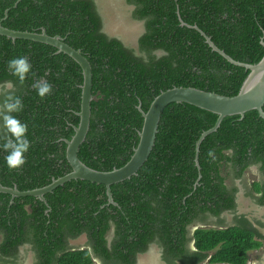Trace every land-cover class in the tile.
<instances>
[{
  "label": "trees",
  "instance_id": "obj_1",
  "mask_svg": "<svg viewBox=\"0 0 264 264\" xmlns=\"http://www.w3.org/2000/svg\"><path fill=\"white\" fill-rule=\"evenodd\" d=\"M119 3L105 11L104 0H0L3 27L32 33L44 29L81 50L89 61L93 100L78 158L98 171L121 168L130 160L143 124L138 106L147 112L162 91L192 87L227 97L239 92L249 70L212 51L200 32L189 26H197L235 61L254 65L264 56V0ZM127 7L133 8L129 16L123 15ZM115 11L117 18L126 20L123 25L127 17L143 23V31L133 40L136 45L111 31L113 20L119 21ZM56 52L43 43L0 35V91L6 93L2 86L8 81L15 85L13 94L24 108L13 115L28 125L31 143L26 163L17 170H9L4 159L8 153L0 148L4 187L38 189L71 172L65 140L72 138L79 123L83 78L73 59ZM21 56L32 65L23 86L7 68V61ZM41 78L52 85V93L42 99L32 87ZM3 100L0 94V103ZM217 118L190 104L166 106L147 161L135 176L111 186L118 206L106 205L104 185L84 180L69 181L47 193L45 202L0 193V264H16L19 248L26 244L44 264H93L86 251L61 254L65 238L83 231L103 264H136L153 242L162 249L164 264H203L208 257V264H247L248 252L264 245L260 230L264 223L236 214L238 188H229L225 180L228 175L241 179L257 166L261 177L246 195L264 207V120L256 110L243 118L225 117L201 142L198 168L196 143ZM4 135L0 126V137ZM226 211L234 213L232 225L195 230L191 251L189 225L209 216L225 225L221 214ZM111 227L114 236L108 247L105 237Z\"/></svg>",
  "mask_w": 264,
  "mask_h": 264
},
{
  "label": "water",
  "instance_id": "obj_2",
  "mask_svg": "<svg viewBox=\"0 0 264 264\" xmlns=\"http://www.w3.org/2000/svg\"><path fill=\"white\" fill-rule=\"evenodd\" d=\"M181 25H186L180 20ZM197 31L205 38L206 43L212 51L221 55L229 63L243 67L249 70V74L243 82L237 95L227 97L212 92L203 91L192 87H173L166 91H162L157 95L149 106L147 112H143L141 106L138 110L143 117L142 129L139 133V142L134 149L130 160L121 168L111 171H98L86 166L78 158L80 146L85 141L89 130L91 117V102L92 96V68L89 61L82 54L81 50H76L64 42V39L58 35L49 36L43 29L40 33L21 32L5 28L0 23V35L15 41L16 39L29 40L33 42L43 43L56 48L58 54H65L73 59L81 68L83 82L81 85V102L80 111L78 113L79 123L74 127V135L70 140H65L66 159L71 167V172L53 180L49 185L33 189L29 191H19L16 187L8 188L0 184V193L9 194L11 198L15 197H36L45 202L44 195L52 192L56 188L64 185L72 180H84L95 184L105 186L108 204L116 206L111 192V186L135 176L138 170L147 161L156 140L158 125L161 114L166 106L172 103L190 104L200 109L212 112L218 116L215 125L203 132L196 143L195 163L198 164V151L201 142L206 136L215 132L221 121L228 116L239 115L244 117L246 112L256 110L259 117L264 120V56L254 65L245 64L235 61L228 56L224 51L220 50L197 26H189ZM264 46V42H262ZM200 178V177H199Z\"/></svg>",
  "mask_w": 264,
  "mask_h": 264
},
{
  "label": "clouds",
  "instance_id": "obj_3",
  "mask_svg": "<svg viewBox=\"0 0 264 264\" xmlns=\"http://www.w3.org/2000/svg\"><path fill=\"white\" fill-rule=\"evenodd\" d=\"M7 68L13 76L18 78L19 84L23 86L32 65L26 56H21L7 61ZM2 87L7 91L6 93L0 91V94L4 95V100L0 103V122H2L0 126L6 130V135L0 137L3 140L0 148L8 153L4 159L9 170H17L26 163L25 153L28 152L31 146L26 137L28 125L22 123L13 115V113H20L24 108L22 99L13 94L15 85L8 81ZM32 87L41 99L52 93V85L43 78L36 80ZM208 155L211 156L213 153L210 151ZM257 195L259 196L261 193H257ZM161 264H163L162 261Z\"/></svg>",
  "mask_w": 264,
  "mask_h": 264
},
{
  "label": "flooded vegetation",
  "instance_id": "obj_4",
  "mask_svg": "<svg viewBox=\"0 0 264 264\" xmlns=\"http://www.w3.org/2000/svg\"><path fill=\"white\" fill-rule=\"evenodd\" d=\"M139 30H140V28H138V30H136V29L135 30H132L134 32L128 31L129 32L128 33L127 32V29H126L125 30V34H122L123 33L122 31H115V30H113L114 31L113 33L119 34V36H121V37H122V35H125L126 38L125 37H122V38L125 39V40H128L126 42L129 43V39L127 38V34H130V36H132V37H136V34H138V36L141 34V32L139 33ZM130 42H133L134 43V41H130ZM158 54L160 55L161 53L159 52ZM256 168L258 170V176L259 177L257 179H255V180H253L251 183H248V181L246 179V173L248 171H250V168H249L248 171L245 172L243 178H241V179L234 180L230 175H228V177L225 180V184L229 188H231V187H233V186H235L237 184L236 182H239L244 187L245 193H247V190L248 191L251 190L252 184L255 181H258L260 179V177H261V174H260L259 169H258L257 166H256ZM237 188H238V191H237V193L235 195V203H236V205L238 203V194H239L238 193L239 192V187L237 186ZM106 205H108V201H107V204ZM109 205H112V204H109ZM116 206H118V205H116ZM236 214L237 215H241L242 214V213H240V210L237 209V207H236ZM244 215H246V214H244ZM233 216H234V213L233 212H230V211H226V212H223L221 214V217L225 219V222H226L225 225H222V224L219 225L217 223L218 222L217 218L212 217V216H209L205 222L198 221V222H195V223L189 225L188 231H189L190 242L188 244V248L191 251H195L194 240L192 239V236H193L195 230H197V229H210V228H217V229L226 228V227L232 225V222L230 223L228 219L231 218V221H232L233 220L232 219ZM246 217L250 219V217L248 215H246ZM113 236H114V228L111 227L110 230L108 231V233L106 234V237H105L106 243H107V246L108 247H110L111 244H112ZM0 238H1V236H0ZM79 238H81V239L83 238L84 241H81V239L78 240ZM65 241H66V247H65L66 249H63V251H61V254L64 253V252L86 251V252L89 253V256L92 259L93 264H103L102 261L100 260V258H98L95 255L94 248L92 247V243H91V241H90V239L88 237V234L85 231L81 232L80 234H78V236H76L74 238L68 236V237L65 238ZM153 247H156L158 249L159 254H160V258L162 260V249L155 242H153V243L150 244V247L148 248V252H150ZM28 250L33 255L32 256V260H33L32 264H44V261L41 260V259H39V256L32 250V247L30 245H28V244L23 245V246H21L19 248V254L16 257V262H17L16 264L21 263V261L24 259V257H25V255H26V253H27ZM148 252H146L145 254H142V255L146 256V254ZM213 252L214 251L210 252V255L213 254ZM140 256L138 257L136 264H138V260H139ZM208 259H209V257L207 258V260ZM207 260L205 262H207ZM7 264H11V263H7Z\"/></svg>",
  "mask_w": 264,
  "mask_h": 264
},
{
  "label": "rangeland",
  "instance_id": "obj_5",
  "mask_svg": "<svg viewBox=\"0 0 264 264\" xmlns=\"http://www.w3.org/2000/svg\"><path fill=\"white\" fill-rule=\"evenodd\" d=\"M115 3L120 4L119 0H104V5H103L104 10L107 11L108 9H110V6L114 7ZM132 10H133L132 7H127L126 8L127 12H125L123 15L129 16L128 12H131ZM117 14L118 12L115 11L114 19H119V21L113 20L111 31L113 30L118 31V29H121L122 31H124L127 29V32L128 31L134 32L132 30H135V29L138 30V28H140L139 33L143 31L144 26L142 22L130 21L129 17H127L128 18L127 23L123 25V23L126 20H122V18H117L118 16ZM127 36H130V34H127ZM137 36L138 34H136V38ZM122 37H125V35H122ZM136 38L135 37L131 38L129 40V43L130 41H133ZM125 41H128V40H125ZM130 44L136 45V43H130ZM223 173L226 174L225 171H223ZM258 177H259L258 170L256 167L250 168V171L246 173V179L248 183H251L253 180L257 179ZM236 183H237L236 185L239 187L237 209L240 210V213L248 215L251 220H261L264 223V208L259 207L252 200V198L246 195L244 187L239 182H236ZM228 220L230 223L232 222L231 218H229ZM260 230L264 234V227L260 228ZM80 239L81 238H79L78 240ZM81 241H84V239L82 238ZM148 253L146 254V256L144 255L140 256L138 260V264H161L162 260L160 258L159 251L156 247H153L152 250ZM32 256H33L32 253L28 250L24 259L19 264H32L33 262ZM203 264H208V263L204 262ZM247 264H264V245L258 250L248 252Z\"/></svg>",
  "mask_w": 264,
  "mask_h": 264
}]
</instances>
